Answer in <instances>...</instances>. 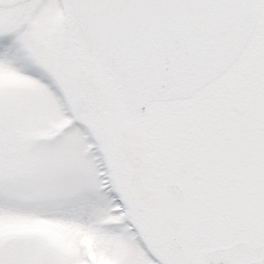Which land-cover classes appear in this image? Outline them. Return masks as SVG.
<instances>
[{"label":"snow or ice","instance_id":"6c2138e0","mask_svg":"<svg viewBox=\"0 0 264 264\" xmlns=\"http://www.w3.org/2000/svg\"><path fill=\"white\" fill-rule=\"evenodd\" d=\"M0 264H264V0H0Z\"/></svg>","mask_w":264,"mask_h":264}]
</instances>
